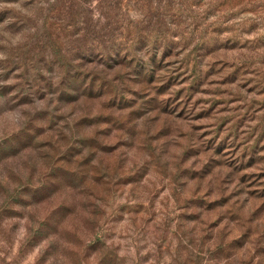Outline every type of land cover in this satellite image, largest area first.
Masks as SVG:
<instances>
[{
  "label": "rangeland",
  "instance_id": "obj_1",
  "mask_svg": "<svg viewBox=\"0 0 264 264\" xmlns=\"http://www.w3.org/2000/svg\"><path fill=\"white\" fill-rule=\"evenodd\" d=\"M0 264H264V0H0Z\"/></svg>",
  "mask_w": 264,
  "mask_h": 264
}]
</instances>
